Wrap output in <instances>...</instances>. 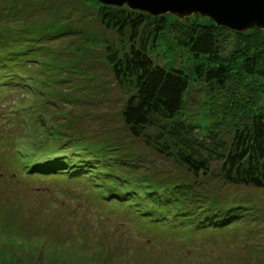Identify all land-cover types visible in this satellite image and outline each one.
I'll list each match as a JSON object with an SVG mask.
<instances>
[{
    "label": "rangeland",
    "instance_id": "374dc122",
    "mask_svg": "<svg viewBox=\"0 0 264 264\" xmlns=\"http://www.w3.org/2000/svg\"><path fill=\"white\" fill-rule=\"evenodd\" d=\"M118 9L128 7L0 0V65L11 79L0 89V264H264V186L193 177L146 136L134 137L121 117L127 92L110 56L146 42L155 63L191 72L176 27L208 19L164 14L167 24L153 36L158 18L145 14L132 34L103 19ZM193 109L194 120L206 122ZM69 165L77 168L71 175ZM150 191L153 199L200 194L202 207L232 206L237 217L194 226L174 207L151 210Z\"/></svg>",
    "mask_w": 264,
    "mask_h": 264
},
{
    "label": "trees",
    "instance_id": "16d2710c",
    "mask_svg": "<svg viewBox=\"0 0 264 264\" xmlns=\"http://www.w3.org/2000/svg\"><path fill=\"white\" fill-rule=\"evenodd\" d=\"M145 14L129 8L109 10L103 19L116 27L128 26L134 34ZM156 18L149 29L153 36L167 24L163 16ZM174 36L176 45L185 47L192 59L191 72L155 63L147 53L146 42L131 44L120 57L110 56L114 79L127 92L121 109L123 122L134 137L146 136L154 151L165 154L193 177L218 174L226 182L263 187L264 31L237 32L208 19L182 23ZM4 61L0 58V64ZM1 70L3 65L0 89L11 84L9 75ZM197 92L202 96L195 105ZM193 108L204 113L206 122L194 120ZM68 167L67 175L77 171L76 166ZM185 192L189 193L175 191L165 196L169 192L164 191L153 199L150 191L146 204L157 214L164 206L169 212L174 207L176 218L194 226H219L237 217L232 206L210 202L202 207L203 196ZM187 201L191 208L185 207ZM136 208L138 213L141 208ZM158 216L152 220H162Z\"/></svg>",
    "mask_w": 264,
    "mask_h": 264
},
{
    "label": "water",
    "instance_id": "95a60500",
    "mask_svg": "<svg viewBox=\"0 0 264 264\" xmlns=\"http://www.w3.org/2000/svg\"><path fill=\"white\" fill-rule=\"evenodd\" d=\"M127 6L151 16L170 14L177 18L199 15L217 26L237 32L264 31V0H98Z\"/></svg>",
    "mask_w": 264,
    "mask_h": 264
}]
</instances>
